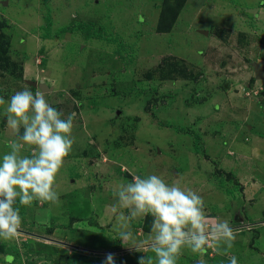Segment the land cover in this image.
<instances>
[{"label":"rangeland","instance_id":"1","mask_svg":"<svg viewBox=\"0 0 264 264\" xmlns=\"http://www.w3.org/2000/svg\"><path fill=\"white\" fill-rule=\"evenodd\" d=\"M163 6L164 0H0V159L15 138L4 109L15 92L37 91L29 80L53 88L45 99L63 119L75 113L73 147L55 182L59 200L46 210L64 229L52 236L34 221L47 203L18 205L21 233L0 242V264L11 245L45 255V242L51 260L45 259L56 264L73 257L90 264L86 256L104 263L109 253L115 264L154 258L147 243L142 252L131 241L110 252L99 244L119 238L114 192L132 174H155L201 196L208 222L227 221L233 229L229 253L238 264H264V79L255 72L256 63L264 65V0H186L172 29L161 33ZM76 188L82 192L69 191ZM87 196L97 209L90 233L83 222L92 206ZM75 217L80 223L69 221ZM142 223L131 221L137 244L148 237ZM45 232L56 239L69 232L89 247L69 255ZM199 259L185 250L177 264ZM204 260L227 264L215 244Z\"/></svg>","mask_w":264,"mask_h":264},{"label":"clouds","instance_id":"2","mask_svg":"<svg viewBox=\"0 0 264 264\" xmlns=\"http://www.w3.org/2000/svg\"><path fill=\"white\" fill-rule=\"evenodd\" d=\"M42 84L37 82L35 93L27 87L15 92L4 109L7 127L15 138L0 159V242L18 239L22 225L19 206L59 200L55 182L73 147L75 113L63 119L62 112L45 99ZM0 104H5L4 99L0 98ZM24 151L31 155H23ZM114 195L112 208L117 214L113 230L123 244L133 242L135 251L142 252L147 243L155 254L154 258L141 255L138 264H177L185 250L200 257L198 264H206L204 256L213 244L219 255L227 257V264H238L237 257L229 253L234 246L233 229L227 221L209 223L204 200L195 192L185 191L177 183L168 184L155 174H132ZM148 216L152 221L147 241L137 244L131 221ZM4 259L5 264H14L15 256L5 254ZM104 264H115L114 255L107 254Z\"/></svg>","mask_w":264,"mask_h":264},{"label":"crops","instance_id":"3","mask_svg":"<svg viewBox=\"0 0 264 264\" xmlns=\"http://www.w3.org/2000/svg\"><path fill=\"white\" fill-rule=\"evenodd\" d=\"M74 186H76L75 184H74ZM59 188V187H58ZM69 191H74V192H82V189H80V188H76V189H74V190H72V189H69ZM71 194H67V195H65V196H63L62 198H68L69 196H70ZM85 196H83V198H84ZM90 199V204L92 205V199L90 198V197H88L87 196V199ZM70 201V200H69ZM55 204H56V202L55 203H47V205L45 206V209H44V214H42V213H39L38 212V214H36V216L38 217L37 219L38 220H34L35 222H42V223H45V228H47L46 229V231H48L50 234H52V236L53 235H55V233L57 232V231H61L62 229H64V228H62V226H60V222H59V218L58 217H56L57 215H56V213H55V216H53V212H52V215H51V217H50V215H47V211L46 210H48L49 208H52V209H54L56 206H55ZM85 209V208H84ZM40 210V212H41V210H43L42 208H40L39 209ZM50 210V209H49ZM93 210H97V209H95V207L92 205V206H89V216L87 217H85L84 218V220H83V222L85 223V224H87L88 225V229H86L85 227H84V229L86 230V232L87 233H90L91 231H93V230H95V229H93L92 228V223L91 222H93L94 221V219L93 218H96L95 216H92V214L94 215V213H95V211H93ZM67 215V214H66ZM70 216H72V215H70ZM76 217H81L80 215H78V216H76ZM76 217L74 218V219H69V221H71V223H73L74 224V222H76L77 223V220H78V218H77V220H76ZM26 219H28V217L26 218ZM76 220V221H75ZM80 221L81 220H78V222L80 223ZM37 222V223H38ZM75 223V224H76ZM92 228V229H91ZM19 233H21L20 231H19ZM47 232H45V237L46 238H48V239H52V240H56L55 241V243H58L59 245L58 246H61V247H67V250H69V255H72L73 256V254L75 253V254H79V255H81V254H83V249H87V247H89V246H87L86 244H82V243H80V242H78L72 235V237L69 235V232L67 233V232H64L63 234H65V238L66 239H56V238H54V237H52V238H50L49 236H50V234H46ZM144 233H146V234H149V232H144ZM60 234H62V233H60ZM42 236V235H41ZM114 237V235H111V238H113ZM68 238V239H67ZM106 238H108L107 236H106ZM103 239V240H105V241H103V242H105L104 244H110V243H107L106 241L108 240H110V239ZM34 239V238H33ZM46 240V239H45ZM120 240V238H117V240L116 241H119ZM101 241V240H100ZM103 242L102 243H99V244H103ZM115 241H113V243H114ZM120 242V241H119ZM45 255H42V256H45V258H47L48 257V255H47V253H46V247H48V246H51V244L50 245H48L49 243H46L45 242ZM95 244H97V243H95ZM109 245H102L101 246V250L102 251H108V252H110V251H114V250H112V249H109V248H107ZM122 247H124V245H123V242L121 241V249H117V250H115V251H120V250H125V248H122ZM88 249H91V248H88ZM93 249V248H92ZM38 253V252H37ZM85 253V252H84ZM38 254H40V253H38ZM41 255V254H40ZM47 255V256H46ZM86 256V255H85ZM87 261V260H86ZM101 262L103 263V261L101 260ZM95 262H91L90 264H94ZM56 264V263H55ZM63 264H89V263H85L84 261H80L79 259H78V257H73V259H72V261L71 262H69V263H67V262H64ZM95 264H97V263H95Z\"/></svg>","mask_w":264,"mask_h":264},{"label":"trees","instance_id":"4","mask_svg":"<svg viewBox=\"0 0 264 264\" xmlns=\"http://www.w3.org/2000/svg\"><path fill=\"white\" fill-rule=\"evenodd\" d=\"M186 0H164V6L162 8L160 17H159V21H158V25H157V31L158 32H169L173 25L174 22L176 21L179 12L181 11V9L183 8L184 4H185ZM50 15L47 16V26L48 28L50 27ZM61 30H65L67 31L66 28H63ZM20 215H24V212L20 210ZM151 221H152V217L148 216L147 218H145L143 220L142 223V228L143 230H145L146 232H150V228H151ZM105 242H103L102 245H109L107 248L110 247L111 244H113L115 246V248H109L112 250H117V249H121V244L119 241H115L114 243L111 244H104ZM26 245L24 244V248L31 250L33 248L32 245H28V248L25 247ZM113 246V247H114ZM35 248V247H34ZM4 249V248H3ZM36 252L40 253L41 251H38L35 248ZM4 252L6 254H11L13 256H15V261L16 260H20V249L17 247V245H11L9 248H5ZM41 254V253H40ZM42 256V255H40ZM50 259V258H48ZM83 259L85 260H90L92 263L95 262L97 264H104L101 262L100 259H98L97 257H89L86 256Z\"/></svg>","mask_w":264,"mask_h":264},{"label":"built area","instance_id":"5","mask_svg":"<svg viewBox=\"0 0 264 264\" xmlns=\"http://www.w3.org/2000/svg\"><path fill=\"white\" fill-rule=\"evenodd\" d=\"M24 250V253L22 252ZM43 258L35 251V249L20 248V261L21 264H54L53 262L46 260L45 256ZM48 259V258H47ZM41 262V263H40Z\"/></svg>","mask_w":264,"mask_h":264},{"label":"water","instance_id":"6","mask_svg":"<svg viewBox=\"0 0 264 264\" xmlns=\"http://www.w3.org/2000/svg\"><path fill=\"white\" fill-rule=\"evenodd\" d=\"M205 32V34H208V31H204ZM255 72H256V76L258 77V78H260V79H264V65H261V64H258V63H256L255 64ZM40 81H42L43 82V84L41 85V87H42V89L44 90V91H51L53 88L52 87H49L45 82H44V80H40ZM31 85H33V86H35L36 87V85H37V80H29L28 81ZM32 234H34V233H32ZM41 236V235H40ZM41 237H43V236H41Z\"/></svg>","mask_w":264,"mask_h":264}]
</instances>
